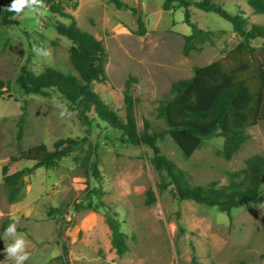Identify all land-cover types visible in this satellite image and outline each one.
<instances>
[{
    "label": "rangeland",
    "instance_id": "1",
    "mask_svg": "<svg viewBox=\"0 0 264 264\" xmlns=\"http://www.w3.org/2000/svg\"><path fill=\"white\" fill-rule=\"evenodd\" d=\"M123 1L134 6L143 19V35L135 33L136 17L129 10L116 9L110 0H75L74 7L72 2L61 3L77 25L100 39L106 49L107 79L92 81V90L124 119L125 82L133 76L131 95L138 129L142 130L144 120H148L153 128L162 130L165 124L157 117L156 107L171 83L190 77L194 66L220 58L222 50L233 48L239 37L217 14L190 6L191 20L197 27L224 33L184 56L183 36L192 28L183 21V8L164 11L163 0ZM212 1L229 13L241 12L248 27L252 23L264 25V13H254L247 0ZM25 13L27 9L14 14L15 25L0 23V79L12 86L8 95L0 96V241L4 248L12 241L4 237L2 224L14 214L19 217L17 233L29 241L26 251L30 258L24 264H64L57 242L59 231L68 244L70 264H264V202L242 203L230 210L229 217L218 206L177 201L167 191L157 189L159 176L149 162L147 146L121 143L104 125H85L57 96L20 93L15 79L21 66L36 74L47 67L76 74L69 60L71 43L57 33L48 18L68 20L48 12L43 16ZM262 42L261 38L253 39L251 45L260 47ZM20 126L21 139L17 140ZM247 133L249 139L230 159L222 156V138L218 136L206 139L188 158L169 135L157 144L163 155L187 172L191 183L206 186L214 182L219 187L229 183V173L244 167L246 158L264 155V121L248 128ZM66 137L85 140L57 166L39 167L24 175L17 198L9 202L3 165L18 155V149L41 144L52 149L55 140ZM93 160L99 180L87 169ZM23 164L15 162L11 170ZM93 186L100 187L103 194L88 195ZM149 187L155 201L147 205L145 191ZM87 203L91 207L74 210V204ZM112 211L126 236L128 249L122 255L114 252L105 221V214ZM2 255L14 264L4 250Z\"/></svg>",
    "mask_w": 264,
    "mask_h": 264
},
{
    "label": "trees",
    "instance_id": "2",
    "mask_svg": "<svg viewBox=\"0 0 264 264\" xmlns=\"http://www.w3.org/2000/svg\"><path fill=\"white\" fill-rule=\"evenodd\" d=\"M62 1L75 0H44L48 6L47 12L52 17L65 18L67 23L48 18L49 23L57 33L70 41L69 60L76 74L62 73L52 67L42 72H35L21 66L15 83L22 94L40 95L43 97L57 96L68 107L76 111L85 125L94 123L104 125L116 135L121 143L145 145L150 151L149 162L158 173L157 189L167 191L177 201L192 200L207 206L223 208L230 217V210L242 203L264 202V155L253 154L245 159L244 167L229 173V183L216 187L214 182L206 186L190 182L186 171L163 155L157 141L169 135L184 157H190L199 149L203 142L213 136L222 138L221 154L225 159L232 158L249 139L248 128L264 121V25L247 24V19L241 12L229 13L220 4L212 0H163L162 9L172 11L183 8V21L191 26L190 34L183 36L182 53L188 56L193 51L201 50L205 44H211L213 37L224 31H214L197 27L191 20L190 6L204 12H213L228 21L233 32L239 37L236 45L228 50H222L221 57L201 66L192 68V75L171 83L169 92L158 101L157 117L162 119L165 128L157 130L148 120H144L143 129L139 130L134 117V100L131 95L133 76L125 82L124 119L119 117L92 90V81H105L106 49L100 39L82 30L72 15L65 12ZM116 9L129 10L136 17L137 35L146 31L144 21L137 9L123 0H110ZM12 0H0L2 25H15L14 12L7 11ZM254 13H264V0H247ZM261 38L262 45L255 47L251 40ZM11 82L0 79V96L8 95ZM23 120L21 119V122ZM22 128L19 127L17 140L21 139ZM85 138H59L53 142L52 149L45 145H36L26 150L18 149V155L2 167V179L9 202L17 198L24 175L36 168H53L71 151L78 148ZM95 155V152H91ZM89 161L90 156L86 157ZM26 163L20 169L11 170L15 162ZM27 163H30L29 166ZM91 175L100 179L96 161L87 165ZM101 196L100 187L93 186L88 195ZM145 203L155 201L154 190L149 187L145 191ZM91 207L87 204H74V210ZM105 221L111 230V246L117 255H122L128 249L125 233L120 229L117 213L105 214ZM12 223L8 220L2 224V230ZM17 229L18 226H17ZM58 233L60 258L64 264L69 262V247ZM4 245L0 241V264H9L2 255Z\"/></svg>",
    "mask_w": 264,
    "mask_h": 264
},
{
    "label": "clouds",
    "instance_id": "3",
    "mask_svg": "<svg viewBox=\"0 0 264 264\" xmlns=\"http://www.w3.org/2000/svg\"><path fill=\"white\" fill-rule=\"evenodd\" d=\"M25 9H27V13L25 14L43 16L47 13L48 6L44 3V0H12V3L6 10L19 15L24 13ZM34 51H37V49L34 48ZM42 54L47 55L46 52ZM9 219L12 223L5 229L4 237L11 238L12 242L5 245L4 251L7 257L14 261V264H24L30 258V253L26 251L29 241L23 233H17L19 217L10 214Z\"/></svg>",
    "mask_w": 264,
    "mask_h": 264
}]
</instances>
